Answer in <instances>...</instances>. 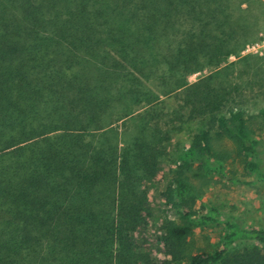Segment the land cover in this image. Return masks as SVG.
Wrapping results in <instances>:
<instances>
[{
    "label": "trees",
    "instance_id": "16d2710c",
    "mask_svg": "<svg viewBox=\"0 0 264 264\" xmlns=\"http://www.w3.org/2000/svg\"><path fill=\"white\" fill-rule=\"evenodd\" d=\"M262 23L264 0H0V264H155L141 234L166 139L149 109L161 95L182 91L264 180L260 141L243 110L220 112L235 87L219 80ZM199 71L211 73L189 82ZM212 138L203 128L180 156L159 264H264V227L229 218L218 249L189 250L193 228L219 221L191 207L190 171L226 174ZM239 241L251 244L229 251Z\"/></svg>",
    "mask_w": 264,
    "mask_h": 264
},
{
    "label": "rangeland",
    "instance_id": "374dc122",
    "mask_svg": "<svg viewBox=\"0 0 264 264\" xmlns=\"http://www.w3.org/2000/svg\"><path fill=\"white\" fill-rule=\"evenodd\" d=\"M262 24L263 32L264 23ZM262 32H259L257 37ZM241 51L228 57L229 68L220 74L219 80H229L230 86L235 87L231 99L220 112L229 116L231 111L243 110L249 133L259 139V149L264 155V119L260 117V110L264 106V58L256 55L245 57L241 55ZM210 73L211 71L191 73L188 81L196 82ZM163 89L167 87L153 79V90L161 92ZM149 109L153 111V125H158L166 136L165 142L160 146L162 153L158 159L156 175L146 181L152 217L142 230L141 240L150 250L153 263L159 264L166 258L162 243L165 232L163 220L179 218L177 209L167 211L165 192L177 171L180 156L203 128H209L213 134L214 153L225 156L226 174L205 170L197 176L193 173L195 169L189 172V181L193 186V193L196 194V201L191 204L192 210L197 215L214 214L219 220L193 228L187 238L189 250L212 252L218 249L222 244L221 237L225 229L223 221L227 218L239 222L243 227H264V180L247 170L249 158L240 153L238 142L227 134L217 137L218 124L212 116H191L189 106L184 103L182 91L161 95ZM145 110L144 107L139 108L134 114L139 115ZM124 119L115 125L122 129ZM138 124L139 121L128 122L131 132L138 129ZM215 161L216 159L212 160ZM250 244L251 242L239 241L234 243L229 251H238Z\"/></svg>",
    "mask_w": 264,
    "mask_h": 264
},
{
    "label": "built area",
    "instance_id": "2783aa9c",
    "mask_svg": "<svg viewBox=\"0 0 264 264\" xmlns=\"http://www.w3.org/2000/svg\"><path fill=\"white\" fill-rule=\"evenodd\" d=\"M250 54L264 58V31L255 40L248 42L241 51L243 56Z\"/></svg>",
    "mask_w": 264,
    "mask_h": 264
}]
</instances>
